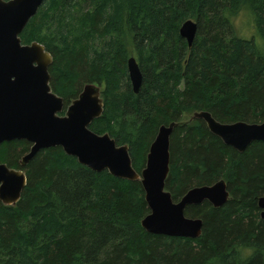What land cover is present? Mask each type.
Returning a JSON list of instances; mask_svg holds the SVG:
<instances>
[{"label": "trees", "instance_id": "trees-1", "mask_svg": "<svg viewBox=\"0 0 264 264\" xmlns=\"http://www.w3.org/2000/svg\"><path fill=\"white\" fill-rule=\"evenodd\" d=\"M241 14L250 39L238 33ZM188 20L197 24L191 47L180 35ZM21 40L51 54L50 85L65 110L85 85L100 86L104 112L90 129L127 145L139 174L159 128L178 123L166 181L175 202L219 180L230 199L186 209L203 220L198 239L152 235L142 227L149 208L140 181L94 172L61 147L22 166L32 144L5 142L0 161L23 170L27 185L16 205L0 203V264H264V142L239 153L203 120L183 122L201 111L223 124L264 122V0H46ZM241 246L255 250L246 261Z\"/></svg>", "mask_w": 264, "mask_h": 264}, {"label": "water", "instance_id": "water-1", "mask_svg": "<svg viewBox=\"0 0 264 264\" xmlns=\"http://www.w3.org/2000/svg\"><path fill=\"white\" fill-rule=\"evenodd\" d=\"M45 1L0 0V147L12 141L31 143L30 152L21 160L22 166L41 150L61 147L66 155L94 172L108 171L121 180L140 181L149 208L142 220L143 229L152 235L198 239L203 220L186 217V209L206 201L215 208L222 207L230 199L227 183L219 180L210 186L194 187L175 202L166 190V181L170 172V139L178 123L159 128L145 168L139 174L127 145H118L109 134L99 135L90 129L104 112L100 86L85 85L65 111L63 98L50 85L51 54L38 42L24 45L21 40L28 22ZM196 33L197 24L192 20L180 28L181 37L190 47ZM128 71L133 91L138 93L143 77L134 57L128 61ZM192 119L203 120L213 135L239 153L253 143L264 142V122L223 124L207 111L194 113ZM26 185L23 170L0 161V203L16 205ZM258 207L264 219V196L259 198Z\"/></svg>", "mask_w": 264, "mask_h": 264}, {"label": "rangeland", "instance_id": "rangeland-1", "mask_svg": "<svg viewBox=\"0 0 264 264\" xmlns=\"http://www.w3.org/2000/svg\"><path fill=\"white\" fill-rule=\"evenodd\" d=\"M236 24L238 33L241 35V37L250 39L252 36H254L255 32H253L254 30L252 29L251 24L249 25V23L247 22V18L245 16H242V14L237 18ZM191 119L192 116H185L183 117V122H187Z\"/></svg>", "mask_w": 264, "mask_h": 264}, {"label": "clouds", "instance_id": "clouds-1", "mask_svg": "<svg viewBox=\"0 0 264 264\" xmlns=\"http://www.w3.org/2000/svg\"><path fill=\"white\" fill-rule=\"evenodd\" d=\"M237 251L240 255V259L242 261H246L254 254L255 250L251 247L241 246L237 249Z\"/></svg>", "mask_w": 264, "mask_h": 264}, {"label": "flooded vegetation", "instance_id": "flooded-vegetation-1", "mask_svg": "<svg viewBox=\"0 0 264 264\" xmlns=\"http://www.w3.org/2000/svg\"><path fill=\"white\" fill-rule=\"evenodd\" d=\"M68 108V107H67ZM66 111V110H65ZM18 170V169H17Z\"/></svg>", "mask_w": 264, "mask_h": 264}]
</instances>
